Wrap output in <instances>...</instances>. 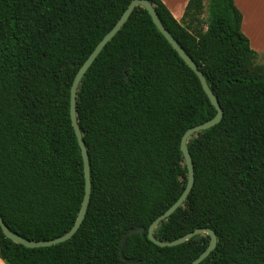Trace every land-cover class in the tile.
Masks as SVG:
<instances>
[{"label":"trees","instance_id":"1","mask_svg":"<svg viewBox=\"0 0 264 264\" xmlns=\"http://www.w3.org/2000/svg\"><path fill=\"white\" fill-rule=\"evenodd\" d=\"M132 0H0V217L30 241L62 236L84 194L82 158L69 115L70 86ZM215 95L221 121L192 135L194 184L154 230L160 241L200 228L217 236L200 264H264V65L241 32L233 0H188L177 21L148 0ZM215 109L194 72L137 6L89 67L76 116L90 163L85 217L68 241L29 249L5 238V264H190L198 234L174 247L147 239L149 225L180 196L182 135Z\"/></svg>","mask_w":264,"mask_h":264},{"label":"water","instance_id":"2","mask_svg":"<svg viewBox=\"0 0 264 264\" xmlns=\"http://www.w3.org/2000/svg\"><path fill=\"white\" fill-rule=\"evenodd\" d=\"M140 6L144 8L149 16L151 17V20L157 30L161 33V35L164 37V39L171 45V47L176 51V53L179 55V57L184 61V63L194 72V74L197 76L201 87L203 91L205 92L206 96L208 97L211 105L215 109V115L208 121L196 125L194 127L189 128L185 131V133L182 135L180 140V151L183 155L184 162L187 169V180L186 184L184 186V189L182 190L180 196L177 198V200L161 215H159L148 227L147 230V239L152 242L154 245L158 247H174L179 244H182L194 236L198 234H206L209 237V242L205 250L197 257L195 258L190 264H200L206 257L210 255V253L215 249L217 245V236L216 234L210 229V228H200L195 229L184 236L172 240V241H160L154 237V230L155 228L164 220H167L179 207L183 206V204L186 202L191 189L194 184V173H193V164H192V158L190 156L187 142L189 138L201 131H205L215 125H217L223 116V111L215 97V95L210 90L205 77L203 76L202 72L198 70L196 64L194 61L184 52V50L180 47V45L177 43V41L172 37V35L164 28L162 25L160 19L158 18V15L154 9V6L148 1V0H132L126 9L123 11L120 18L117 20V22L114 24V26L103 36V38L98 42V44L95 46V48L92 50V52L89 54L87 59L82 63V65L77 70L73 81L70 86V101H69V115L71 120V125L75 133V137L77 140V144L80 150V155L82 158V165H83V174H84V194L83 198L80 204V208L77 213V217L72 225V227L64 233L62 236H59L57 238L46 240V241H30L27 239H24L23 237L19 236L18 234L12 232L3 222L2 218L0 217V229L5 236L6 239L12 241L15 244L22 245L25 248L29 249H35V248H46L58 245L60 243L68 241L72 236L77 232L79 229L87 208L89 204L90 199V193H91V179H90V163H89V155L85 146V143L82 138V133L79 128L78 122H77V116H76V93L78 86L81 82V79L89 69V67L92 65V63L95 61L97 56L100 54V52L103 50V48L106 46V44L119 32V30L123 27V25L126 23L130 15L132 14L133 10ZM142 228L137 229H129L121 238V245L119 248V258L127 263V264H136L138 261L135 259H128L123 254V248L126 243L127 237L135 234V233H142Z\"/></svg>","mask_w":264,"mask_h":264},{"label":"crops","instance_id":"3","mask_svg":"<svg viewBox=\"0 0 264 264\" xmlns=\"http://www.w3.org/2000/svg\"><path fill=\"white\" fill-rule=\"evenodd\" d=\"M172 16L180 21L188 0H161ZM239 10L241 32L248 39L250 48L258 55L264 56V0H233ZM0 264H5L0 259Z\"/></svg>","mask_w":264,"mask_h":264},{"label":"rangeland","instance_id":"4","mask_svg":"<svg viewBox=\"0 0 264 264\" xmlns=\"http://www.w3.org/2000/svg\"><path fill=\"white\" fill-rule=\"evenodd\" d=\"M203 5H204V10H203L202 14L198 16V19L200 21V26H202L205 29V27L203 25V22H204V20L206 18V5H207V0H203ZM262 55H259V58L257 60V64L258 65H261V66L264 65V56H262Z\"/></svg>","mask_w":264,"mask_h":264}]
</instances>
